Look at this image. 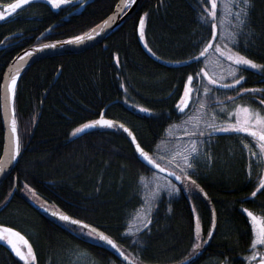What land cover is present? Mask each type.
Wrapping results in <instances>:
<instances>
[{"label": "trees", "instance_id": "16d2710c", "mask_svg": "<svg viewBox=\"0 0 264 264\" xmlns=\"http://www.w3.org/2000/svg\"><path fill=\"white\" fill-rule=\"evenodd\" d=\"M118 1L75 0L54 8L49 0H30L16 9L0 21V40L5 41L0 43V88L6 66L23 48L81 35L108 16ZM9 3L15 0H0V6ZM202 3L208 0H139L125 23L102 43L83 52L41 59L18 80L14 104L21 152L16 167L0 184V201L7 200L15 185L17 192L0 212V221L33 231L38 264H59L70 249L88 252L98 264L124 263L96 238L69 230L68 223L35 209L21 193L24 185L46 205L99 228L147 264H170L188 257L196 242L197 215L201 239L206 238L193 264H248L251 221L243 209L264 215V191L254 198L250 195L261 174L253 171L251 161L216 160L211 169L190 172L200 188L161 193L150 214L151 224L135 234L137 245L124 229L143 204L142 180L154 172L139 161L122 127L96 126L72 134L105 109L106 118L129 127L157 160L167 128L186 115L176 103L187 75L195 76L203 65L204 58L197 63L187 57L203 50V43H197L200 37L205 42L211 39L207 23L199 19ZM145 12L149 16L143 39L152 55L137 35L139 17ZM217 13L218 29L224 19L229 28L230 18L222 17L219 0ZM239 39L240 46H232L235 50L264 63V0H252L249 28ZM240 75L246 78L242 87H264V69L240 67ZM215 87L221 98L235 95ZM239 99L257 105L251 93ZM221 139L220 152L227 148L225 138ZM3 144L0 109V155ZM213 209L216 231L207 243ZM0 264L22 261L0 243Z\"/></svg>", "mask_w": 264, "mask_h": 264}, {"label": "snow or ice", "instance_id": "6c2138e0", "mask_svg": "<svg viewBox=\"0 0 264 264\" xmlns=\"http://www.w3.org/2000/svg\"><path fill=\"white\" fill-rule=\"evenodd\" d=\"M29 2L30 0H15V3L7 4L5 6L6 10L0 11V19L10 17V15L14 13L16 9L21 8L22 5L28 4ZM49 2L54 7H60L63 4H69L70 0H49ZM133 2L134 0H126V3ZM251 5L252 0H229V2L226 4V7L228 9L227 16L230 18V27L227 33L220 32L218 29V0H208V3H202L200 5L202 11L199 14V19L200 21L207 23V26L209 28V36L211 37V39H207L205 42L204 37H200L197 43H203V50L198 52L196 55H189L187 57V60L190 62L198 63L200 58L208 53L209 49H213L215 52L220 53L221 57L226 58V60L229 62V67L232 69L231 72L228 73V76L230 77V83L222 84L220 79H213L211 76L207 75L203 68H201L200 71L196 73V79L206 77L209 83H201L199 88H194L192 87L194 76L192 74L187 75L186 82L183 85V92L176 103V108L179 112L183 113L190 106V104H195L197 101H200V108L203 109L204 101L201 98V89L202 93L207 96L209 94H212V85H220L221 87L234 92V96L227 97L228 101L238 99L242 94L251 93L254 96L255 103L259 107H252L248 104H238L235 105L231 111L221 109V111H224L229 118L234 117L235 120V122H232L231 120L222 121L221 123L225 125L222 127H217L215 123L209 122V118H211L212 120L215 119V112L208 114L207 116L202 118L201 121L193 125L195 131L186 133V135L188 136L187 145H181L178 151L174 150L172 153H170V159L165 158V163H168L175 169H180L182 171L183 175L181 176H177L175 171L172 172V175L176 176V179L184 180L185 185H181L180 187H178L175 183L171 182L161 185L157 180L156 186L153 189V196H159L161 194L162 188L167 189L168 194L171 195L175 192L180 191L182 187L188 184V182H191L192 187L200 188V185L194 179V176L189 175V171L195 173L197 163L202 154L208 159L211 158L205 148L202 147V145L204 144L205 140H209L218 132H235L248 134V138L252 141V145H249L245 142V148L247 149L255 146V150L249 153L250 159L259 160L261 158H264V99H260V97H264V87L245 88L241 86L242 82H244L246 79L245 76L240 75L239 78H237V69H239L241 66H251V68L255 69H264V63H257L254 59L249 58V56L244 55L239 51L233 50L232 47L233 45L235 47H239V36L245 34L248 31ZM148 16L149 13L145 12L139 17L138 20L137 30L141 38L145 36V23ZM220 22L223 23V20H221ZM103 23L105 26H108L107 20H105ZM90 31L91 36H95L98 34L95 30ZM87 38H89V33H82L81 35L70 37L68 41H54L51 46H56L60 43L65 42L79 43ZM4 42L5 41L0 40V43ZM145 43L147 44V41H145ZM48 46L49 45L44 44L39 45L40 48H45ZM35 50L36 49L33 48L29 52H25L22 56L19 57L20 61L23 62L24 57L31 55V52ZM149 51H151V49H149ZM174 63L182 64L184 63V61H174ZM19 75L20 72L18 70L12 72L10 78L5 84V100L11 101L12 113L10 121L12 134V150L9 155L8 162L16 159V157L21 152L20 134L18 132V123L15 116L14 104L17 88V78L19 77ZM137 107L140 106L137 105ZM142 110L148 112L152 111V109L150 108H143ZM241 114L243 115L241 116ZM97 125L124 127L123 125H117L112 120L101 117L100 119L89 120L86 123H81L78 127L72 130V134H79L85 129ZM126 131L131 132L130 129H126ZM132 141L135 142V151L138 153L137 158L142 164H144L145 166L152 165L156 169H161V164L157 163V161L153 159L150 152L141 146V143L137 141V138L134 134L132 135ZM4 168L5 164L3 162H0V172H3ZM162 171L168 172L169 168L165 167L162 169ZM248 178L250 181L253 179L251 173V164L249 165ZM141 179H143V177H141ZM255 183L256 187L250 193L251 197L253 198L257 196L258 192L264 191V174L259 175L256 178ZM203 195L206 197L207 193L203 192ZM2 203L3 201H0V204ZM48 211L51 212L52 209H48ZM214 211L215 210L213 209V212ZM243 211H245L247 217L250 218L251 221V239L249 248L252 254L247 257V260L253 262V264H264V251L261 250L264 249V215L256 216L252 211L246 208L243 209ZM53 215H55L62 221L68 222L69 230H73L75 232L103 241L110 247L114 248L120 256H124L125 260L129 259V257L125 256L124 251L120 249L116 244V241H114L109 235L105 234L99 228H93L92 224H86L85 220L75 219L73 216L66 213L54 212ZM144 220H147V223H144ZM151 222L152 221L150 215L146 213L144 219L137 220V224L139 226L126 227L124 229V232L129 238L134 241L135 244L138 245L140 244V241L135 234L139 233L141 229H147L148 225L151 224ZM73 226L79 227L74 228ZM214 228L215 220H213L212 227L208 231L209 237H211ZM85 229H87L88 231H85ZM20 235L21 234L14 228H4L0 226V239H3L7 242L8 245L11 246V250H13L15 252V255L20 258L22 264H38L37 253L30 243L25 240L27 251L22 250L21 247L17 244L14 237H20ZM193 238L196 242L192 244L193 251L189 254V256L194 255L195 252L202 247L201 224L198 215L195 217ZM185 259H188V257H185ZM133 264H147V262L141 261L139 260V258H137V260L133 261Z\"/></svg>", "mask_w": 264, "mask_h": 264}, {"label": "rangeland", "instance_id": "374dc122", "mask_svg": "<svg viewBox=\"0 0 264 264\" xmlns=\"http://www.w3.org/2000/svg\"><path fill=\"white\" fill-rule=\"evenodd\" d=\"M71 1H75V0H70V2ZM228 2L229 0H219L222 17L227 18L228 9L226 7V4ZM50 5L52 6L51 3ZM4 10H6V8L0 6V11H4ZM4 19H0V21H3ZM228 30L229 28L227 26V23L220 22L219 31L223 33H227ZM233 50L235 49L233 48ZM241 67H246L253 70H259V69L251 68V66H241ZM202 68L204 69V71L207 73L208 76H211L213 79H220L222 84L230 83V77L228 76V73L231 72L232 69L229 67V62L226 60V58L221 57L220 53L215 52L213 49H210L206 57H204ZM239 76H240V68L237 69V78H239ZM201 83L208 84L209 81L206 77H201L200 79H196V75H195L192 87L199 88ZM215 86H220V85H212V94H209L207 96H205L202 93V89H201V98L204 101L203 109L200 108V101H197L195 104H190V106L184 111L186 115L182 118L181 121L177 123H173L167 128L165 137L163 138V140H161V142L158 145L157 153H156L157 161L163 164L164 166L176 171L178 174H180V176L183 175L182 171L180 169H175L173 166H171L168 163H165V158L170 159L171 158L170 153H172L174 150L178 151L181 145L184 146L187 145L188 136L186 135V133H191L195 131L193 125L201 121L202 118H204L208 114L215 112L216 113L215 119L212 120L211 118H209V122L215 123L217 127H222L225 126L224 124L221 123L222 121L231 120L232 122H235V120L234 117L229 118L224 111H221V109H226L227 111H231L232 108L238 104H248L251 105L252 107H259L257 105H253L248 102H242L239 98L233 101H228L227 98L225 97L221 98L220 92L216 90ZM224 92L228 93L229 91L224 90ZM242 115L243 114H241V116ZM220 137L225 138L224 145L227 147L224 148L222 152L218 150L219 142L222 141V139L219 141ZM245 142L249 145H252V141L248 138V134L246 133L243 134L235 133V132L216 133L209 140H205L204 144L202 145V147L205 148V150L208 152V155H210L211 158L208 159L202 154L201 158L197 163V168L211 169L216 160H221L222 162L227 161L229 163H235L236 159L246 158L247 161H251L253 171L257 170L259 171V173L264 174V158H261L259 160H251L249 153L255 150V146L246 149L244 146ZM190 172L191 171H189V174ZM157 180L160 182L161 185L169 182L175 183L178 187H180L181 185H185L184 180H182L181 183H177L172 179L166 177L165 175H162L157 172H154L149 176H146L142 180V184H141L143 190V204L137 209V211L129 221L128 227L139 226L137 224V220L144 219L146 213H148L149 215L151 214L156 198L158 197V196H153V189L156 186ZM195 188L196 187L191 186V182H188V184L182 187L181 190L193 192ZM163 192H167V189L162 188L161 193ZM21 193L29 201L35 202L36 204L39 205L52 207L46 205L44 200L41 197H39L33 191V189L30 188L28 185H24V187L21 189ZM254 215L262 216L260 214H254ZM144 223H147V220H144ZM0 226L4 228H8V227L14 228L17 232L21 234L20 237H14V239H16L17 244L21 247L22 250L27 251V245L25 244V240L28 243H30L33 246V249L35 250V244L32 239L33 231L31 229L27 228L26 226H24L26 227L24 228L22 226L13 223H6L1 221H0ZM0 243L6 245L11 250V246L8 245L7 242L4 241L3 239H0ZM261 250L264 251V249ZM11 252L15 255V252L13 250H11ZM251 254L252 253L250 250V255ZM17 258L20 260L19 257ZM59 264H98V263L96 259L88 252L80 249H74V250L70 249L64 252V256L59 259Z\"/></svg>", "mask_w": 264, "mask_h": 264}, {"label": "water", "instance_id": "95a60500", "mask_svg": "<svg viewBox=\"0 0 264 264\" xmlns=\"http://www.w3.org/2000/svg\"><path fill=\"white\" fill-rule=\"evenodd\" d=\"M138 2H139V0H134L133 3H126V0H119L117 2V4L115 5L114 9L112 10V12L108 16H106L102 21H100L97 25H95L94 27H92L90 29V30H95L98 33L95 36H91V31L88 30L85 33H89V38H87V39H85L79 43L65 42V43H60L56 46H51L54 41L53 42H39V43H36V44H33V45H30V46L23 48L21 51H19L11 59V61L8 63V65L5 68L3 78H2V82H1V88H0V109H1L3 128H4V144H3V149H2V152L0 155V162H3L5 164L4 171L0 172V184L11 174L13 169L16 167V165L19 161V157H20V154H19L16 157V159L11 160V162H8L9 155H10L11 150H12V139H11L12 134H11V126H10L12 113H11V101L5 100V84L8 81V79L10 78V75L12 74V72L17 71V70L20 72V75L17 78V83H18V80L20 79L22 74L30 66H32L35 62H37L41 59L52 57V56H57V55L73 54V53L83 52L85 50H88V49L102 43L106 38H108L111 34L116 32L125 23L126 19L131 15V13L135 9ZM105 20L108 21V26L104 25L103 22ZM137 35H138V39H139V42H140L142 48L148 54L152 55V53L146 47L144 39L139 36L138 30H137ZM63 41H68V39L63 40ZM41 44L49 45V46L45 47V48H40L39 45H41ZM33 48H35L36 50L31 52V55L25 56L23 62H21L19 57L22 56L25 52H29ZM205 56L201 57L200 59H203ZM101 117L108 119L105 117V109L101 112V115L99 116L98 119H100ZM114 122L117 125H123L120 122H117V121H114ZM97 126H107V125H97ZM123 126L124 127H122V128L125 131H126V129H130L129 127H127L125 125H123ZM94 127H96V126H94ZM126 133L128 134L129 139L132 143V146L135 150V142L132 141V135L134 134V132L131 130V132L126 131ZM135 153H136V156L138 157V153L136 151H135ZM157 163L161 164L158 161H157ZM147 167L150 170H152L153 172H157V173H160L162 175H165L166 177L172 179L173 181H175L177 183L182 182L181 179H176V176L172 175V172L174 170L169 168L168 172L162 171V169L166 167L163 164H161V169H156L152 165H148ZM176 175L180 176V174H178L177 172H176ZM16 192H17V186L15 185V187L11 191L7 200L0 206V212H2L10 204V202H11V200H12V198ZM29 202L38 211L46 213V214H48V215H50V216H52L58 220H60V219L58 217H56L55 215H53V213L54 212L64 213L63 211L57 210L54 207H47L45 205H39V204H36L35 202H32V201H29ZM48 209H52V211L49 212ZM75 219H77V218H75ZM213 220H215V228L212 231L211 237L207 236V239H206L207 243L212 239V237L216 231V215H215V212H213V214H212V222H213ZM60 221H62V220H60ZM62 222H65V221H62ZM66 223H68V222H66ZM86 224H88V223H86ZM211 227H212V223H211L210 229H211ZM93 228H96V227L93 226ZM98 241L100 242L101 245H103L108 251H110L115 257H117L124 264H133V261L136 260L133 256L128 254L126 251H124L117 243L116 244L119 246V248L124 251L125 256L129 257L128 260H125L124 256H120L119 253L114 248L110 247L105 242L100 241V240H98ZM201 254H202V250L199 249L198 251L195 252L194 255L188 256V259L184 258L182 260H179L177 262H173L170 264H193L201 256Z\"/></svg>", "mask_w": 264, "mask_h": 264}, {"label": "flooded vegetation", "instance_id": "af4514ba", "mask_svg": "<svg viewBox=\"0 0 264 264\" xmlns=\"http://www.w3.org/2000/svg\"><path fill=\"white\" fill-rule=\"evenodd\" d=\"M253 214H254V213H253ZM249 255H250V253H249ZM248 264H253V262L249 261Z\"/></svg>", "mask_w": 264, "mask_h": 264}]
</instances>
